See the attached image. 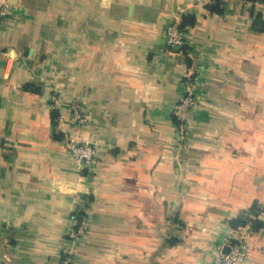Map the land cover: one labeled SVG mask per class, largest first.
Instances as JSON below:
<instances>
[{"label":"crops","instance_id":"crops-1","mask_svg":"<svg viewBox=\"0 0 264 264\" xmlns=\"http://www.w3.org/2000/svg\"><path fill=\"white\" fill-rule=\"evenodd\" d=\"M215 1L10 3L0 17V264H212L235 232L246 234L245 264H264V226L229 223L264 222V0H222L219 12ZM183 14L194 18L186 55L164 39ZM191 71L197 99L182 126L174 107ZM65 132L92 144L89 170ZM77 211L89 226L73 242Z\"/></svg>","mask_w":264,"mask_h":264},{"label":"built area","instance_id":"built-area-1","mask_svg":"<svg viewBox=\"0 0 264 264\" xmlns=\"http://www.w3.org/2000/svg\"><path fill=\"white\" fill-rule=\"evenodd\" d=\"M9 9V0H0V17L7 16ZM180 22L181 16L177 15L170 18L167 22L164 33L165 46L175 54L186 55L189 53V26L180 27ZM196 99V76L194 71H191L184 75L183 93L174 107V115L181 122L182 126L186 122V115ZM69 106L72 119L79 124L85 123L86 118L81 111L79 103L73 100ZM57 120L62 124V117L60 115ZM63 141L78 168L80 170H89L94 158L92 144L87 141H80L77 136L69 132H65ZM72 219L74 221L70 236L72 241L75 242L82 238L88 230V214L86 211L80 213L77 211L72 216ZM227 246L229 247L228 252L219 250L215 254L212 264H245L248 256L246 234L240 232L230 234Z\"/></svg>","mask_w":264,"mask_h":264},{"label":"trees","instance_id":"trees-1","mask_svg":"<svg viewBox=\"0 0 264 264\" xmlns=\"http://www.w3.org/2000/svg\"><path fill=\"white\" fill-rule=\"evenodd\" d=\"M222 3V0H216L214 4L208 6V8L210 10H214V11H220V5ZM194 21V18L192 15L188 14V15H185L183 14L181 16V22H180V27H184L186 25H189V24H192ZM257 24V23H256ZM56 118H57V112L56 110H53L52 111V119H53V122L54 124L56 123ZM248 222L251 223V226L254 230H257L261 227L264 226V222L261 220V219H258V218H255V219H247V218H244V217H241V216H236V217H233L229 220V223L231 225V227L233 228H238L240 226H244L246 225Z\"/></svg>","mask_w":264,"mask_h":264},{"label":"water","instance_id":"water-1","mask_svg":"<svg viewBox=\"0 0 264 264\" xmlns=\"http://www.w3.org/2000/svg\"><path fill=\"white\" fill-rule=\"evenodd\" d=\"M9 2L13 4L14 3V0H9ZM228 249H229V247L227 245L224 246L223 252H228Z\"/></svg>","mask_w":264,"mask_h":264}]
</instances>
